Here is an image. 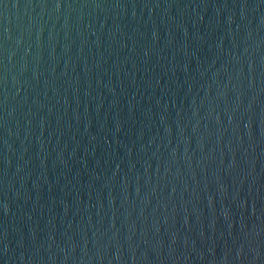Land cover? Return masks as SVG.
I'll list each match as a JSON object with an SVG mask.
<instances>
[{"label":"water","instance_id":"water-1","mask_svg":"<svg viewBox=\"0 0 264 264\" xmlns=\"http://www.w3.org/2000/svg\"><path fill=\"white\" fill-rule=\"evenodd\" d=\"M0 264H264V0H0Z\"/></svg>","mask_w":264,"mask_h":264}]
</instances>
